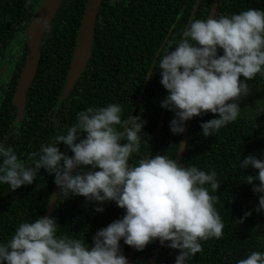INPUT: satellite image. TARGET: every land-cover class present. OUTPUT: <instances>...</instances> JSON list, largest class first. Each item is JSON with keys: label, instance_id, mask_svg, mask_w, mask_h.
<instances>
[{"label": "trees", "instance_id": "16d2710c", "mask_svg": "<svg viewBox=\"0 0 264 264\" xmlns=\"http://www.w3.org/2000/svg\"><path fill=\"white\" fill-rule=\"evenodd\" d=\"M43 2L32 0L26 8L25 0H0V142L11 145L18 158L29 164L27 155L63 134L75 123L79 111L118 103L122 119L138 115L145 122L141 135L146 140L141 141L130 163L157 153L175 159L184 133L170 132L174 113L161 107L168 93L153 63L158 64L159 56L175 46L190 22L210 16L214 0H103L91 56L66 94L88 0H61L42 36L37 72L19 118L14 92L26 62L29 25ZM249 8L264 10V0H219L215 16ZM246 82L249 93L239 101L241 112L236 121L205 138L200 124L217 116L209 112L190 120L179 163L216 172L220 187L215 193L209 191L217 197L214 206L224 224L221 238L202 241V250L191 264H237L252 251H264V213L255 211L258 194L243 182L244 176L258 170L239 168L240 160L249 154L264 158V77L257 74ZM60 149L72 155L63 144ZM36 176L32 184L14 191L0 185V242H6L19 223L45 216L56 185L54 174L41 169ZM58 197L49 215L56 218L58 234L89 245L98 229L124 214L114 202L105 203L103 212H95L92 202L82 196L64 201ZM245 212L251 215L239 223ZM158 243L135 250L130 264H174L178 250L158 248ZM120 245L129 260L132 247L123 241Z\"/></svg>", "mask_w": 264, "mask_h": 264}, {"label": "clouds", "instance_id": "9594fccd", "mask_svg": "<svg viewBox=\"0 0 264 264\" xmlns=\"http://www.w3.org/2000/svg\"><path fill=\"white\" fill-rule=\"evenodd\" d=\"M31 4L25 0L26 8ZM153 67L168 93L161 107L174 113L170 132L183 134L188 120L210 112L217 118L200 124L208 138L237 120L239 101L249 93L246 81L264 77V10L194 19ZM144 123L138 115L122 119L118 103L88 107L63 134L30 152L29 164L0 142V185L9 190L32 184L45 169L54 174L60 201L82 196L95 212H103L107 202L124 210L121 218L97 230L91 245L58 234L55 217L19 223L0 242V264H129L121 241L143 251L157 240L178 250L174 264H191L202 241L221 238L224 224L214 206L217 197L209 191L220 187L214 170L184 166L159 153L129 162L146 140ZM61 144L72 155L61 151ZM249 166L258 171L243 182L258 194L255 211L264 213V158L249 154L240 160V169ZM250 215L245 212L239 223ZM237 264H264V251H252Z\"/></svg>", "mask_w": 264, "mask_h": 264}, {"label": "water", "instance_id": "95a60500", "mask_svg": "<svg viewBox=\"0 0 264 264\" xmlns=\"http://www.w3.org/2000/svg\"><path fill=\"white\" fill-rule=\"evenodd\" d=\"M102 2L103 0H88L87 2L86 9L81 22V27L78 32L76 49L67 77L66 92L64 94L68 93V91L74 86L91 56L93 47L94 26L97 19V13ZM60 3L61 0H44L42 6L36 11L29 25L26 62L21 72L13 97L15 105L19 109V118L22 112L24 111L26 93L37 72V66L40 60L39 45L42 36L49 23L57 13ZM218 4L219 0H214L209 17L215 16ZM37 20H41L44 23H37ZM190 120L187 121L186 130L183 136V142L174 159L178 163L183 155V151L185 148V143L189 132ZM59 191V187L55 185L54 193L49 201L45 216H49L50 213L54 210ZM159 246L160 243H158V248ZM134 251L135 249L132 248L128 260L129 264L133 258Z\"/></svg>", "mask_w": 264, "mask_h": 264}]
</instances>
